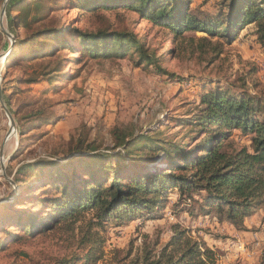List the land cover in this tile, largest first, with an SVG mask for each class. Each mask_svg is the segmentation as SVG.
<instances>
[{"label":"rangeland","instance_id":"374dc122","mask_svg":"<svg viewBox=\"0 0 264 264\" xmlns=\"http://www.w3.org/2000/svg\"><path fill=\"white\" fill-rule=\"evenodd\" d=\"M10 1L0 0V198L7 196L14 185L19 189L16 194L31 187L26 179L16 181L21 166L36 164L41 157L69 164L91 153L108 151L114 146L116 130L148 134L154 139L162 136L168 141L180 139L186 128L179 127V122L188 118L191 110H198L200 94L216 86V83L200 87L194 82H179L153 67L150 69L147 63H139V52L132 48L125 56L92 57L81 49L73 52L56 47L53 50L57 51L45 58L27 57L32 55L30 49L36 48L37 43L28 47L19 43L13 49L18 36L24 39L32 32L63 26L67 27V39L74 36L75 41L78 40L76 29L133 31L169 72L185 77L216 78L222 88H230L233 93L237 87H245L252 94L264 92V49L252 38L224 44L222 53L211 62L221 38L201 31L190 32L187 37L194 39V51L190 49L178 59L171 53L179 42L174 33L143 19L138 11H120L118 4L82 10L74 0H25L13 14L19 15L23 6H30L32 23L15 32L9 24ZM194 1L191 7L208 8L217 2ZM201 38H206L203 48L198 45ZM24 51L26 57H22ZM20 59L22 61L16 63ZM51 69L59 70V75L65 74L52 78L53 73L45 74ZM48 118L53 123H48ZM22 128H25L24 133ZM24 136L29 137L22 139ZM233 136L238 146L249 144L248 137L239 130H235ZM81 140L85 142L78 148ZM70 156H74L73 159L66 160ZM139 159L142 166H146L155 158ZM38 190L33 192L38 193ZM168 194L161 218L113 219L105 229H97L98 239L105 240L97 264H130L137 256L143 258L147 253L158 256L179 230H184L187 238L203 242L212 249L215 264H264V202L245 215L243 223L234 224L216 209L205 213L194 201H186L176 208L179 190L173 188ZM175 210L178 212L174 213ZM82 232L78 230L75 240ZM71 235L73 231H51L18 244L20 253L0 251V264H54L53 255L77 250L75 244L65 242V237ZM90 246L99 244H87L81 253ZM23 251L29 256L23 255Z\"/></svg>","mask_w":264,"mask_h":264},{"label":"trees","instance_id":"16d2710c","mask_svg":"<svg viewBox=\"0 0 264 264\" xmlns=\"http://www.w3.org/2000/svg\"><path fill=\"white\" fill-rule=\"evenodd\" d=\"M24 1L11 0L8 4L9 24L15 32L32 23L30 6H23L19 15L13 14ZM76 2L82 10L118 4L120 11H138L143 19L174 33L179 42L171 53L178 59L190 49L194 51V39L187 35L197 31L221 38L211 62L222 53L224 44L236 41L252 38L264 49V0H217L208 8L191 7L194 0H74ZM76 30L77 41L74 36L67 39L66 26L38 30L24 39L18 36L13 49L19 43L27 47L37 43L36 48L30 49L32 55L27 56L24 51L22 57L45 58L54 54L56 47L73 52L81 49L92 57L125 56L132 48L139 52V63H147L150 69L153 67L179 82H194L200 87L216 83V86L200 94L198 110H191L190 116L179 122V127L186 128L180 139L168 141L162 136L154 139L148 134L116 130L111 151L91 153L70 160L69 164L41 157L36 164L21 166L16 181L26 179L31 187L16 194L12 202L0 209V251L17 254L20 253L18 244L51 231H73V235L65 237V242L75 244L77 250L53 255L54 264H87L90 261L97 264L105 243L104 239H98L97 229H105L113 219L161 218L168 193L173 188L180 192L174 207L194 201L205 213L216 209L234 224L243 223L245 215L263 204L264 92L252 94L245 87H237L233 93L230 88H222L216 78L185 77L169 72L161 67L160 59L154 52H148L138 33L133 31ZM204 42L206 38H201L198 45L203 48ZM48 73H53L50 77L54 78L60 72L51 69L45 72ZM48 123H53L52 119L48 118ZM235 130L247 136L249 144L238 146L233 136ZM21 131L24 133L25 128ZM84 142H78L77 147ZM144 156L155 158L154 162L142 166L139 158ZM32 168L35 170L29 172ZM35 189L39 192H33ZM76 226L77 232L83 231L78 240H75ZM185 235L184 230L177 231L158 256L147 253L143 258L137 256L130 264H215L212 249ZM91 243L99 246H90L81 253ZM21 253L29 256L25 251Z\"/></svg>","mask_w":264,"mask_h":264},{"label":"water","instance_id":"95a60500","mask_svg":"<svg viewBox=\"0 0 264 264\" xmlns=\"http://www.w3.org/2000/svg\"><path fill=\"white\" fill-rule=\"evenodd\" d=\"M10 49H12V46L9 48V50L7 51V53H9ZM7 53H6V54H7ZM0 96H1V93H0ZM75 156H76V155H75ZM73 157H74V156H70V157H68L66 160L70 161V160L73 159ZM4 176H5L6 179H8V180L11 182V184H13L12 180L9 179V177H7L5 174H4ZM13 185H14V184H13ZM18 190H19L18 187H17L16 185H14V186L12 187V191H11L7 196H5V197H1V198H0V208H1L2 206L6 205V204L9 203V202H12L13 199L15 198L16 193L18 192Z\"/></svg>","mask_w":264,"mask_h":264}]
</instances>
